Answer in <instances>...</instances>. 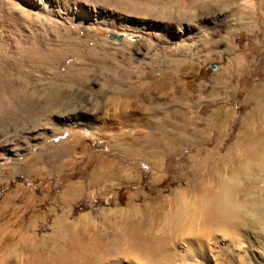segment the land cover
Segmentation results:
<instances>
[{"label":"rangeland","instance_id":"obj_1","mask_svg":"<svg viewBox=\"0 0 264 264\" xmlns=\"http://www.w3.org/2000/svg\"><path fill=\"white\" fill-rule=\"evenodd\" d=\"M66 2L112 19L53 24L0 0V264L34 254L36 238L112 247L179 213L197 228L250 223L264 242V146L253 154L264 144L253 92L264 86V0ZM154 28L177 37L145 34ZM238 58L233 85H220ZM222 199L237 222L214 221ZM239 233L237 244L221 232L196 242L177 264H264Z\"/></svg>","mask_w":264,"mask_h":264},{"label":"bare ground","instance_id":"obj_2","mask_svg":"<svg viewBox=\"0 0 264 264\" xmlns=\"http://www.w3.org/2000/svg\"><path fill=\"white\" fill-rule=\"evenodd\" d=\"M222 1L223 3L227 2V0ZM21 2L26 5L29 10L42 13L44 15L43 17L48 18L50 20L49 22H52L53 24H55L54 22L59 23L61 20H65V22H68L69 24L83 25L86 27H93L97 24L106 26L107 23H109V19H112L103 15H94L89 17L77 5H70L66 2V0H21ZM113 25L115 26L113 32L117 35L130 34L129 32H132L127 23L116 22L113 23ZM59 27L60 26L58 25V28ZM168 31V29L162 30L154 28L144 32L149 36L154 34L164 35L168 39L170 37L171 40L174 38L173 36H175V34L177 37V33ZM133 33L139 36L138 32ZM243 63V60L239 58L236 59L222 73V79L224 78V81L221 79L219 84L224 86L229 85L230 88L233 85L232 78L234 74L237 72L238 68L243 66ZM253 92L254 95L263 98L264 86L254 88ZM108 124L109 123H107V125ZM262 140H264V137ZM260 144L261 143H259V145ZM259 145L258 148L255 147V150L253 151L255 156L260 155L259 150L262 146H264V144ZM3 149L6 155H9L11 152L16 154V151L11 145H6ZM226 184L228 183L226 182ZM21 193H25V190L22 187H18L9 198H17L21 195ZM176 194H181V191H177ZM222 201L220 202L219 200L218 203V206L222 211L220 212L218 210L213 214L214 216L211 215L213 219L215 218L214 221L218 219L216 217L220 215L230 218L233 222H237L236 220L238 218L236 217L233 209L227 206L223 199ZM206 215L210 216L208 214ZM182 216L183 215L179 213L168 217V223H164L163 226H161L160 223H150L151 225L148 228L138 227L128 230L125 234L124 240L117 239L118 237H115L117 240H115V242L113 241L115 244H113L112 247L109 246V241L98 245L93 243V241L77 238L61 243L57 240V238H55L54 242L51 244L46 240L36 238L31 242V253L34 254L29 257L19 256L17 258L18 261L11 264H115L116 260L117 262H120L125 259H132L135 262L134 264H177L179 260H184L189 256V254L191 255L194 253L193 250H196L194 249L196 242L202 243L206 238H209L212 235L214 236L218 232L224 234L228 233L235 243L238 242L237 239H239V232H241V234L243 233L242 236L245 239L244 242L247 243L249 250L252 253H258L264 256V242L261 241V237L254 232V229L253 231L251 230L254 226L250 223H220V220L219 223H199V228H197L195 223H179V218H182ZM175 219L178 223H175ZM250 225L253 227L250 228ZM180 237L182 239L187 237L186 241H184V243L188 245L186 247L187 250L178 251V249H174V247L172 250V245H177L178 242L176 241H179L181 239ZM217 241L218 240H215V242ZM124 242L126 243L124 244Z\"/></svg>","mask_w":264,"mask_h":264},{"label":"water","instance_id":"obj_3","mask_svg":"<svg viewBox=\"0 0 264 264\" xmlns=\"http://www.w3.org/2000/svg\"><path fill=\"white\" fill-rule=\"evenodd\" d=\"M118 39L120 38V37H117Z\"/></svg>","mask_w":264,"mask_h":264}]
</instances>
